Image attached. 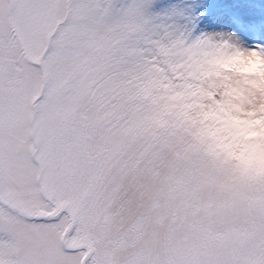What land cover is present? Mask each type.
<instances>
[{
    "label": "snow or ice",
    "instance_id": "obj_1",
    "mask_svg": "<svg viewBox=\"0 0 264 264\" xmlns=\"http://www.w3.org/2000/svg\"><path fill=\"white\" fill-rule=\"evenodd\" d=\"M248 61L264 0H0V264H264Z\"/></svg>",
    "mask_w": 264,
    "mask_h": 264
},
{
    "label": "rangeland",
    "instance_id": "obj_2",
    "mask_svg": "<svg viewBox=\"0 0 264 264\" xmlns=\"http://www.w3.org/2000/svg\"><path fill=\"white\" fill-rule=\"evenodd\" d=\"M242 67L239 69L240 71L243 72H256L258 73L260 79L258 82V85H255V87H264V69L260 68V66L253 61H248L247 63L241 62ZM261 135L259 133H248L245 136V139H248L249 137L255 138L256 136ZM260 144L256 143L255 141L245 147V151L248 152L250 156H257L260 152Z\"/></svg>",
    "mask_w": 264,
    "mask_h": 264
}]
</instances>
